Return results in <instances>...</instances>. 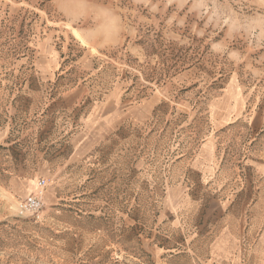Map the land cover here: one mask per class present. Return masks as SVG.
Wrapping results in <instances>:
<instances>
[{
	"label": "rangeland",
	"instance_id": "obj_1",
	"mask_svg": "<svg viewBox=\"0 0 264 264\" xmlns=\"http://www.w3.org/2000/svg\"><path fill=\"white\" fill-rule=\"evenodd\" d=\"M103 2L125 28L97 47L67 0H0V264L250 263L264 0Z\"/></svg>",
	"mask_w": 264,
	"mask_h": 264
},
{
	"label": "clouds",
	"instance_id": "obj_2",
	"mask_svg": "<svg viewBox=\"0 0 264 264\" xmlns=\"http://www.w3.org/2000/svg\"><path fill=\"white\" fill-rule=\"evenodd\" d=\"M57 6L69 10L70 18L77 25H90L84 28L82 35L93 46H110L124 31L123 21L103 0H67V3H58Z\"/></svg>",
	"mask_w": 264,
	"mask_h": 264
},
{
	"label": "built area",
	"instance_id": "obj_3",
	"mask_svg": "<svg viewBox=\"0 0 264 264\" xmlns=\"http://www.w3.org/2000/svg\"><path fill=\"white\" fill-rule=\"evenodd\" d=\"M47 183L45 179L38 182L37 191L28 195L26 199L18 204L17 211L21 216H35L38 215L45 206V189Z\"/></svg>",
	"mask_w": 264,
	"mask_h": 264
},
{
	"label": "crops",
	"instance_id": "obj_4",
	"mask_svg": "<svg viewBox=\"0 0 264 264\" xmlns=\"http://www.w3.org/2000/svg\"><path fill=\"white\" fill-rule=\"evenodd\" d=\"M251 257H252V261H251ZM244 259L245 257H243L242 255L241 258L242 263L247 264ZM248 261H251L250 263L248 262V264H264V252L260 251V252L249 253Z\"/></svg>",
	"mask_w": 264,
	"mask_h": 264
}]
</instances>
